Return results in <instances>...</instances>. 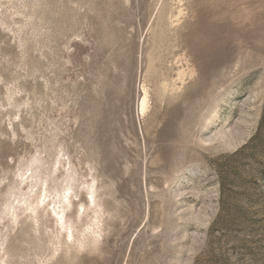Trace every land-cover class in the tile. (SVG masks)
<instances>
[{
  "label": "rangeland",
  "instance_id": "374dc122",
  "mask_svg": "<svg viewBox=\"0 0 264 264\" xmlns=\"http://www.w3.org/2000/svg\"><path fill=\"white\" fill-rule=\"evenodd\" d=\"M0 264H264V0H0Z\"/></svg>",
  "mask_w": 264,
  "mask_h": 264
},
{
  "label": "bare ground",
  "instance_id": "6f19581e",
  "mask_svg": "<svg viewBox=\"0 0 264 264\" xmlns=\"http://www.w3.org/2000/svg\"><path fill=\"white\" fill-rule=\"evenodd\" d=\"M145 95H146V94H145ZM146 103H147V102H146ZM146 103H145V104H146ZM146 109H147V107H146ZM142 110H143V109H142Z\"/></svg>",
  "mask_w": 264,
  "mask_h": 264
}]
</instances>
